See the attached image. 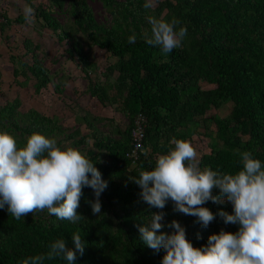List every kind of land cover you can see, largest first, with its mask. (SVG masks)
Masks as SVG:
<instances>
[{"label":"trees","instance_id":"obj_1","mask_svg":"<svg viewBox=\"0 0 264 264\" xmlns=\"http://www.w3.org/2000/svg\"><path fill=\"white\" fill-rule=\"evenodd\" d=\"M23 1L34 8L41 28L68 46V55L78 61L100 107L114 108L129 124L100 126L87 114L76 117L78 128H66L57 118L37 110L23 113L20 99L0 106V131L11 133L18 147L34 132L55 139L62 149L80 150L108 185L100 196L101 213L95 215L88 203L95 199L93 190L83 189L77 213L85 219L75 223L46 210L16 220L7 206L0 209V264H20L47 252L57 239L74 249L71 237L76 233L86 247L73 264H161L164 250L148 248L138 231V225H147L151 214L161 211L165 213L161 223L179 222L196 248L206 246L209 236L221 230L235 234L239 225L225 224L218 215L220 211L233 214L231 203L202 205L216 214L203 228L196 217L174 212L171 200L162 210L150 208L131 179L142 170H153L157 156L174 147L173 138L192 144L195 136L211 139L210 153L199 156L201 169L236 174L242 170L240 153L245 151L264 165V0H155V7L147 10L143 7L146 0H100L111 16L110 23L97 20L88 0H68V8L66 0H48V5L43 0ZM57 11L65 12L66 23L55 18ZM0 15L4 37L14 21ZM149 17L181 21L180 26L187 28L181 47L165 54L160 47L150 46L146 42L151 36ZM15 22L25 24L23 14ZM85 46L104 50L115 59L106 69L104 83L89 76L97 67ZM23 48V55H11L16 64L15 84L25 89L35 80L38 93L53 84L61 96L65 83L54 82L39 59L40 47L26 38ZM1 82L0 74V88ZM227 104L231 111L223 118L218 112ZM139 116L145 119L144 133L135 159L131 157L133 132ZM201 124L203 133L199 132ZM213 195H219V190L214 189ZM161 231L171 234L174 229L165 226ZM44 264L68 262L58 258Z\"/></svg>","mask_w":264,"mask_h":264},{"label":"clouds","instance_id":"obj_2","mask_svg":"<svg viewBox=\"0 0 264 264\" xmlns=\"http://www.w3.org/2000/svg\"><path fill=\"white\" fill-rule=\"evenodd\" d=\"M155 0H146L143 7H154ZM35 10L25 4L26 23L34 20ZM150 46H158L167 54L181 47L187 28L181 21L149 17ZM179 26V27H178ZM174 146L167 154L158 155L153 170H142L131 179L141 189L140 197L150 208L164 209L169 200L173 211L196 217L207 228L216 214L203 207L206 202H229L233 214L220 211L225 224L239 225L233 234L220 231L209 236L207 245L193 247L186 239V230L173 220L164 225L165 213L151 214L147 225H138L141 241L150 249L164 250L161 264H264V165L249 151L240 153L242 170L236 174L201 169L199 154L190 141L173 138ZM107 182L90 159L73 147L61 148L55 139L32 133L23 147L8 131H0V209L16 220L34 212L47 211L51 216L73 223L85 219L77 213L85 187L91 188L94 201H88L93 214L101 213L100 196ZM218 189L219 195H213ZM165 226L171 234L161 231ZM159 233V234H157ZM199 238V237H198ZM74 249L64 239L50 243L48 251L25 258L20 264H44L55 259L73 264L77 254L83 256L85 242L76 233Z\"/></svg>","mask_w":264,"mask_h":264},{"label":"rangeland","instance_id":"obj_3","mask_svg":"<svg viewBox=\"0 0 264 264\" xmlns=\"http://www.w3.org/2000/svg\"><path fill=\"white\" fill-rule=\"evenodd\" d=\"M43 2L47 5L49 4L48 0H43ZM88 2L99 22H111V16L100 0H88ZM25 4L27 3L23 0H0V13L14 21L6 29L5 34L9 37V40L6 39L7 36L1 37L0 35V74L2 75L0 106L4 105L6 101L20 99L23 113L30 109L37 110L44 116L57 118L66 128H78L80 122L75 120L76 117H82L87 114L91 119L95 118L96 123L100 126H127L129 120L126 117L116 113L114 108L100 107L98 101L92 97L88 90L89 83L86 74L79 66L78 61L73 60L68 55L67 45L64 46V43L59 42L57 37L50 31H45L41 28L35 19L31 24L15 22V19L20 14H23ZM65 7H69L68 0H66ZM54 16L62 23L67 22L65 12L57 11ZM26 38L33 40L34 44L40 47L37 51L39 59L51 71L54 82L56 84L65 83V90L61 96L55 92L53 84L47 89H43L40 93L35 91V80L25 89L15 84L13 72L16 64L11 60V55H23L25 52L23 42ZM85 51L97 67L96 72L90 70L89 76L95 81H103L102 83H104L106 69L115 62V59L97 47L88 48L85 46ZM230 111L231 105L227 104L219 110L218 114L225 118L230 114ZM201 125L199 132L203 133L205 127L203 124ZM108 127L109 129L111 128L110 126ZM210 127L212 128L211 125ZM210 141V138L194 137L192 145L196 148L199 156L210 153Z\"/></svg>","mask_w":264,"mask_h":264},{"label":"built area","instance_id":"obj_4","mask_svg":"<svg viewBox=\"0 0 264 264\" xmlns=\"http://www.w3.org/2000/svg\"><path fill=\"white\" fill-rule=\"evenodd\" d=\"M4 21V18L0 15V23ZM145 122V119L142 116H139L135 120V126L136 129L133 132V139H134V151L131 157H134L135 159L137 158L138 150L140 148L141 141L143 139V133H144V128L143 124Z\"/></svg>","mask_w":264,"mask_h":264},{"label":"crops","instance_id":"obj_5","mask_svg":"<svg viewBox=\"0 0 264 264\" xmlns=\"http://www.w3.org/2000/svg\"><path fill=\"white\" fill-rule=\"evenodd\" d=\"M7 31V30H6ZM7 35L6 34H4V37H6Z\"/></svg>","mask_w":264,"mask_h":264}]
</instances>
